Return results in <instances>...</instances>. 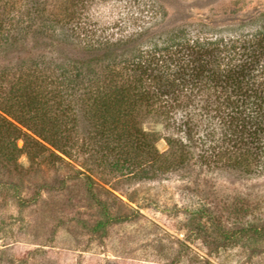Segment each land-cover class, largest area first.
<instances>
[{
	"label": "trees",
	"instance_id": "1",
	"mask_svg": "<svg viewBox=\"0 0 264 264\" xmlns=\"http://www.w3.org/2000/svg\"><path fill=\"white\" fill-rule=\"evenodd\" d=\"M48 1L0 0V52L12 37L55 47L45 32L56 25L74 34L73 0L52 18L44 15ZM164 19L114 41L74 36L76 56L61 63L38 57L5 66L0 167L21 170V155L31 164L44 155L65 162L88 143L94 148L86 150L142 183L189 175L197 165L241 178L263 174L264 12L223 26L167 28ZM147 121L163 134L146 132Z\"/></svg>",
	"mask_w": 264,
	"mask_h": 264
},
{
	"label": "rangeland",
	"instance_id": "2",
	"mask_svg": "<svg viewBox=\"0 0 264 264\" xmlns=\"http://www.w3.org/2000/svg\"><path fill=\"white\" fill-rule=\"evenodd\" d=\"M63 1L49 0L44 15L60 16ZM73 9V35L50 27L55 47L12 37L0 71L38 57L61 63L76 56L72 38L114 41L163 14L167 28L235 24L264 12V0H73ZM143 129L163 134L153 121ZM86 145L65 162L21 155V170L0 167V264H264V173L241 178L194 159L189 175L142 183ZM155 147L167 149L162 139Z\"/></svg>",
	"mask_w": 264,
	"mask_h": 264
}]
</instances>
